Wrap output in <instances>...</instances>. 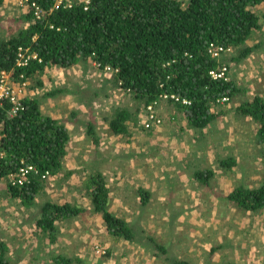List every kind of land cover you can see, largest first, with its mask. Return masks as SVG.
<instances>
[{
  "label": "rangeland",
  "instance_id": "1",
  "mask_svg": "<svg viewBox=\"0 0 264 264\" xmlns=\"http://www.w3.org/2000/svg\"><path fill=\"white\" fill-rule=\"evenodd\" d=\"M62 1L72 4L85 2ZM31 7L25 0L4 1L0 6V33L3 37L16 35L20 29L28 26L19 17L29 14ZM255 11L262 16L264 3L257 6ZM262 27L264 31L263 18ZM261 32L256 31L247 44L258 43ZM234 54V49L224 54L226 62H230L228 76L243 92L226 103L214 104L216 112H226L217 119V127L209 131L207 138L204 137L206 140L188 130L184 133L183 128L188 127L183 115L171 111L167 113L168 119L163 117L166 120L159 130H147L141 116V113H145V101L120 88L114 72L99 70L92 60L68 67L67 71L60 66L48 68L43 73L24 79L25 86L13 72L11 84L16 91L21 88L20 98L37 96L43 112L46 110L44 108L52 111V103L60 98L65 97L70 101L75 97L73 101L80 105L79 109H74L67 118L60 120L61 123L69 130V123L76 125L80 129L76 135L81 138L87 136L86 123L93 121L95 127H99L96 131L102 141L95 146L90 137L78 140L70 131L64 164L75 173L68 178L64 174L50 177L44 181V192L55 203L69 202L83 207L85 211L71 220L58 222L53 231L40 232L36 225L39 209L23 206L18 198H12L8 190L10 177L0 179V242L10 241L13 251L8 255L11 260L19 264H57L54 258L64 255L80 260L71 264H104L109 260L119 264L123 257L127 259L126 264H169L166 262L167 255L159 252L156 244L143 237L141 242L134 243L108 233L102 213L93 210L92 189L88 188L91 165L104 174L110 188L108 210L142 228L180 259L191 251L189 246L196 241L198 245L200 242L204 244L203 248L198 249L199 260L204 257L205 250H208L210 257L209 251L216 247L213 242L218 236L244 239L248 235L249 241H263L264 209L244 211L224 200V195H219L222 199L217 197L218 191L224 189L220 193L226 192L228 186L231 190L241 185L258 187L264 179V143L259 141L258 125L251 118L240 119L231 115L234 114L232 110L243 101L251 100L256 95L264 97V45L258 52L239 62L229 59ZM58 88L70 91L64 90L56 97H44L46 92ZM163 101H158L160 106H163ZM164 105L167 109L180 111L167 101ZM119 109L134 113L133 121L128 122L127 135H115L110 131L109 120ZM233 156L237 158L238 165L233 171L226 170L220 160ZM196 170L211 171L209 185L192 181L191 174ZM156 185H165L166 194L149 192V188ZM140 188L149 192L146 204L141 201ZM182 191L186 195L183 196ZM42 197L45 199V196H41L37 201H41ZM217 199L221 201L216 211L201 210V207H213L212 203ZM227 202L232 205L228 206ZM198 208L201 209L196 210ZM232 220L235 222H230ZM243 221L245 225L242 226ZM96 245L105 247L109 253L94 256ZM233 251L242 257L244 252L257 254L264 248L259 250L251 249L249 245H239ZM121 252L123 254H119ZM239 264H242L241 261Z\"/></svg>",
  "mask_w": 264,
  "mask_h": 264
},
{
  "label": "trees",
  "instance_id": "2",
  "mask_svg": "<svg viewBox=\"0 0 264 264\" xmlns=\"http://www.w3.org/2000/svg\"><path fill=\"white\" fill-rule=\"evenodd\" d=\"M4 1L0 0V6ZM57 1L27 0L31 11L19 19L28 26L9 38L0 33V69L13 70L17 79H27L53 66L68 68L92 60L99 70L114 69L120 88L146 104L157 102L161 94L187 99L190 104L172 98L167 103L181 108L190 125L202 130L226 112L214 110L219 99H231L243 92L229 76L227 79L212 77V69L222 65L230 69V62H226L224 54L212 57L210 45L234 49L236 54L229 58L234 62L247 59L264 45V14L260 16L255 11L264 0H189L187 3L183 0H89V3L59 5ZM37 7L42 11L40 17H35ZM256 31H262L259 42L247 44ZM20 48L29 49L37 56L24 67L17 65ZM64 90L70 91L58 88L46 92L44 97H55ZM22 105L14 114L13 103L0 99V179L18 173L25 166L36 168L37 172H32L22 186L9 181L8 190L23 206L39 209L37 229L46 233L55 230L58 222L71 220L85 209L69 202L55 203L44 192L43 174H64L68 178L75 173L64 164L70 130L59 119L42 112L37 96L24 98ZM235 111L258 125L257 135L264 143V97L256 95L243 101ZM133 119L132 111L119 109L110 121V130L115 135H127L128 122ZM86 127V135L99 146L95 123L89 121ZM220 162L228 169L237 165L234 157ZM89 172L93 210L102 213L112 237L134 243L141 242L143 237L167 255L169 264H191L169 253L136 224L111 213L107 208L111 193L104 174L92 165ZM210 173V170L196 171L194 177L208 184ZM139 192L142 203L146 204L150 197L148 191L140 188ZM41 196L45 199L37 201ZM225 198L244 211L263 210L264 179L258 187L238 186ZM8 254V245L1 241L0 264H19ZM78 260L62 255L54 258L57 264Z\"/></svg>",
  "mask_w": 264,
  "mask_h": 264
},
{
  "label": "crops",
  "instance_id": "3",
  "mask_svg": "<svg viewBox=\"0 0 264 264\" xmlns=\"http://www.w3.org/2000/svg\"><path fill=\"white\" fill-rule=\"evenodd\" d=\"M53 67H55V66H53ZM53 67H50V68H53ZM68 69L69 68H66V71ZM47 70H48V68L46 69V71ZM75 99L76 98L74 97V99H72V100L69 101L68 98L63 97V98H60L58 101H54V103H52V106H51L52 107V111H50L47 108H44L46 110H45V112H43L42 106H41V110H42L43 113H45V114H47V115H49V116H51L53 118H56V119H59V120H64L65 118H67L70 115V113L74 109H79V106L80 105L77 102H74L73 101ZM164 104H165V102L163 103V106L159 107L160 108L159 109L160 110V113L162 114L163 117L165 116V118H166L168 116L167 113H171V112L178 113V114H182L183 115V117L185 119V124H187V127H188V129L187 128H183L184 133H186V131L188 130V131H190L192 133H197L200 136V138H202L203 140H206L204 137L205 136H206V138L208 137L209 131L212 130V129H214L215 127H217L216 124H218V122H217V119L218 118L214 122H212L211 124H209L203 130L202 129H199V128H194V127H192L190 125L188 118L184 115V112L175 110L173 108H168L167 109V108H165L166 106ZM47 111H49V112H47ZM232 112L234 114H231V115H234L235 117H239L240 119L243 117V116H240L238 113H236L235 109H233ZM141 116H143V118H144L143 113H141ZM220 117H223V116H220ZM82 118L84 119L83 116H82ZM244 118H249V117H244ZM166 119H168V117ZM109 122H110V120H109ZM68 126L70 128V131L72 132V136L75 135L78 140H83V139H85L87 137V136L86 137L85 136H81V138H78V136L76 135V133H78V131L80 129H77L76 128V125H73L71 123H69ZM159 127L160 126L157 127V130H159ZM170 130L171 129H169V131ZM180 131H181V129H180ZM179 132H177V134H179ZM70 145H71V143H70ZM234 158H236V157H234ZM236 161H237V165H238L237 158H236ZM237 165L234 166L233 168H231V170L232 171L235 170L236 169L235 167H237ZM226 170H229V169L226 168ZM196 171H201V170H196ZM196 171H194L192 173L193 175L191 174L192 181H194L195 183L198 182V183L203 184V182H201L200 180H198V179H196L194 177V173ZM176 186H177V184L175 185V187ZM235 188H233L231 190L230 186H228L226 192L220 193L224 189H222L221 191H218L219 194L217 195V197L220 198V199L224 198V200H227L225 197L227 195H229ZM171 189H173L172 186H171ZM150 190L151 191H154V193L156 192V193H159L161 195H165L166 194L165 185H163L162 187L160 185H158V186L156 185V186L152 187V189L149 188V192H150ZM181 193L183 194V196L186 195V193H184L183 191ZM219 195H222V196L224 195L225 197H222L221 198ZM220 201L221 200H218L217 199L215 201V203H212V206L213 207H208V209L204 205V203H202L201 205L202 206H205L206 209L204 207H201L202 209L201 208H198L196 210H200L201 209V210H214V211H216L218 209L217 206L220 204L219 203ZM227 201H229V200H227ZM229 202H227V204H228V206H231L232 204L229 203ZM209 205H211V203L208 204V206ZM10 222H13V221H10ZM230 222H233L234 223L235 221L232 220ZM243 224L245 225V222L244 221L242 222V226H243ZM247 236L244 239H240V238H237V237H225V236H218V237H216V241L213 242V245H215L216 247L214 249H210V251H209L210 257L208 256V250H205L204 251V254H203L204 257L202 258V260H199V257H198V249L199 248H203L204 244L200 242V244L198 245L197 241L196 242H192L190 244V246H189L191 248V251L188 252V253H186V254H184V256H182L183 257L182 259L183 260H186V261H189L191 264H237V263L239 264V261H241L242 264L245 263V262H247L249 264H264V251H259L257 254H255V253L254 254H251L250 252H244V255L242 257L238 254L237 251L236 252L233 251V249L234 248H237L239 245H243V247H245V245H249L251 249L252 248H256V249H259V250H261L262 247L264 248V245H263L264 244V239H263V241L256 240V239L249 241V239L247 238ZM4 243H6L8 245L9 253L11 254V252L13 250H12V246H11L10 241L9 242L8 241L7 242L4 241ZM132 250H134V249H132ZM119 254H123V252H121ZM62 256H64V255H62ZM64 257H67L68 258V256H64ZM122 259H123V261H121V262H123V264H126L127 263L126 257H123ZM235 260H236L237 263L235 262ZM121 262H119V264H121ZM132 263H133V261H132ZM104 264H115V261L114 260H109L108 262H104Z\"/></svg>",
  "mask_w": 264,
  "mask_h": 264
},
{
  "label": "built area",
  "instance_id": "4",
  "mask_svg": "<svg viewBox=\"0 0 264 264\" xmlns=\"http://www.w3.org/2000/svg\"><path fill=\"white\" fill-rule=\"evenodd\" d=\"M27 3V0H25ZM61 2L58 0L57 1V5L61 4ZM86 3H89V0H85ZM35 6V4H33ZM42 11L39 10V8H36V17H40L41 16ZM231 50V48H226L224 46H220V45H214L211 44L209 47V53L212 55V57H220L223 54H225L227 51ZM37 56L35 54H31L29 49L27 50H23L22 48H20L19 53H18V59H17V65L18 67H24L27 66L29 63V60L31 58H36ZM95 65H97V63H95ZM111 71L114 72V69L111 68H106L105 71ZM13 70L12 71H6V70H2L0 69V99L6 98L9 99L12 103H13V108H12V112L15 114L19 109H22L23 105H22V98H20L19 96V90H21V88L19 87V90L14 88V86H12L11 84V75H13ZM228 72L229 69L226 65H222L219 66L217 69H212L210 71V74L212 75L213 78L215 79H227L228 78ZM21 77H23V75H21ZM24 78H21V81L23 82V85H26L25 80H23ZM161 98L163 100H167V99H174L177 102H182L184 104H190V101H188L187 99H181L179 96L177 95H169V94H164L161 96ZM230 100L229 97H224L222 99L218 100V103H226V101ZM161 107L157 102H152V103H148L145 106V116H144V121H143V125L145 126V128L147 130H153L156 129L158 126H160L163 121L164 118L162 116V114L160 113V108ZM1 137V136H0ZM1 155H3L1 153ZM32 172H37L36 168L33 166H25L22 167L18 173H12L10 174V181L12 182L13 185H19L22 186L24 185L26 182H28L30 174ZM52 177V175L50 173H45L42 175V179L44 181L49 180V178ZM107 253V249L101 245H96L94 247V255L95 256H104Z\"/></svg>",
  "mask_w": 264,
  "mask_h": 264
},
{
  "label": "clouds",
  "instance_id": "5",
  "mask_svg": "<svg viewBox=\"0 0 264 264\" xmlns=\"http://www.w3.org/2000/svg\"><path fill=\"white\" fill-rule=\"evenodd\" d=\"M189 0H186V2L185 3H187ZM31 53V52H30ZM32 54V53H31ZM114 74H115V76H116V71H114ZM126 92H128V91H126ZM161 95H164V94H161ZM159 100H163L161 97H160V99ZM159 100H157V101H159ZM168 100L169 99H167V100H164L163 101V103L165 102V101H167L168 102ZM147 104L145 103V106H146ZM144 116H145V113H144ZM144 119V118H143ZM110 121H111V119H110ZM144 121V120H143ZM110 123V122H109ZM97 129L99 128V127H96ZM111 131V130H110ZM97 134H98V132H97ZM98 136H99V134H98ZM102 141V138H101V135L99 136V141Z\"/></svg>",
  "mask_w": 264,
  "mask_h": 264
}]
</instances>
